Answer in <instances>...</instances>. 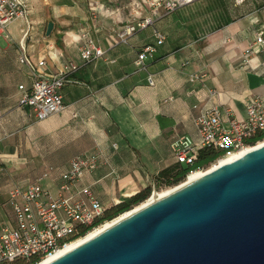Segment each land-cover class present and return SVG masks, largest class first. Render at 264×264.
<instances>
[{"label": "crops", "instance_id": "obj_1", "mask_svg": "<svg viewBox=\"0 0 264 264\" xmlns=\"http://www.w3.org/2000/svg\"><path fill=\"white\" fill-rule=\"evenodd\" d=\"M117 1L119 13L104 14L103 0H88L85 8L79 0H26L29 23L17 20L18 33L8 31L11 39L1 41L0 229L13 221L8 192L14 185L34 183L51 168L40 183L56 193L73 157L97 153L99 167L82 183L110 207L177 164L170 143L175 135L197 138L195 105H217L243 118L245 102L264 96V52L254 45L243 61L255 37L264 36V0H193L157 15L146 0ZM147 16L152 25L125 41L116 38L123 25ZM82 30L103 48L102 57L81 59ZM154 30L164 41L143 66H136L142 47L155 43ZM20 41L33 61L46 59L39 70L47 74L69 61L78 65L66 75L65 107L41 120L19 105L17 86L26 81V69L17 61Z\"/></svg>", "mask_w": 264, "mask_h": 264}, {"label": "built area", "instance_id": "obj_2", "mask_svg": "<svg viewBox=\"0 0 264 264\" xmlns=\"http://www.w3.org/2000/svg\"><path fill=\"white\" fill-rule=\"evenodd\" d=\"M146 2L157 15L159 12H173L193 0ZM235 2L239 4L244 0ZM29 11L30 6L26 0H0V37L4 40L11 39L8 26L17 20L28 24ZM152 23L151 16L127 23L116 32V38L125 41L128 36ZM153 35L155 43L142 47L135 61L136 66H143L144 60L156 52V46L163 43L165 37L160 31L154 30ZM79 41L78 51L84 61L103 56V48L89 31L82 30ZM254 45L264 52L262 33H259L253 44L245 50L244 62H247L246 56ZM18 52L17 61L26 69L27 78L26 83L21 82L17 86L21 93L19 105L29 107L35 118L40 120L61 111L65 107L62 88L69 81L66 75L76 71L78 65L69 61L57 73L47 74L39 70L45 66L46 59L33 61L27 54L23 41L19 43ZM201 76L192 77L200 79ZM148 83L154 85L151 74L148 76ZM207 92L210 96L215 95L213 89L207 88ZM194 108L193 122L197 138L175 135L170 143L172 156L179 164L194 163L199 149L204 147H212L223 153L221 157H225L264 141V96H256L245 102L243 118H238L230 109L217 105H195ZM99 164L97 153L73 157L68 169L60 175L56 193H52L40 183L42 179L49 177L51 168L46 169L34 183L14 185L8 192L13 221L0 229V263L31 259H37L38 263L107 222L104 220L105 205L97 198L91 185L82 183L85 174L94 172ZM152 186L155 189L154 182Z\"/></svg>", "mask_w": 264, "mask_h": 264}, {"label": "water", "instance_id": "obj_3", "mask_svg": "<svg viewBox=\"0 0 264 264\" xmlns=\"http://www.w3.org/2000/svg\"><path fill=\"white\" fill-rule=\"evenodd\" d=\"M48 264H264V144Z\"/></svg>", "mask_w": 264, "mask_h": 264}, {"label": "trees", "instance_id": "obj_4", "mask_svg": "<svg viewBox=\"0 0 264 264\" xmlns=\"http://www.w3.org/2000/svg\"><path fill=\"white\" fill-rule=\"evenodd\" d=\"M22 82H27V80ZM222 155V152L217 151L212 147L201 148L198 151L197 158L194 163L190 165L177 163L159 171L154 177L155 188H160L162 185L169 187L177 185L186 178L190 171L196 169H205ZM151 190L152 185H148L139 192L124 198L119 203H116L110 207H106L104 220H112L121 213L128 211L134 206L140 204L149 197ZM36 261L37 259H31L30 261L16 260L14 262H1L0 264H35Z\"/></svg>", "mask_w": 264, "mask_h": 264}, {"label": "bare ground", "instance_id": "obj_5", "mask_svg": "<svg viewBox=\"0 0 264 264\" xmlns=\"http://www.w3.org/2000/svg\"><path fill=\"white\" fill-rule=\"evenodd\" d=\"M264 144V141L259 142L256 145H252V146H248L232 155L229 156H225V157H221L219 158L217 161H215L214 163H212L209 167L205 168V169H196L193 171H190L186 178L178 183L177 185L174 186H170V187H165V188H161V189H153L152 192L150 193L149 197L144 200L143 202H141L140 204L134 206L133 208H131L128 211H125L123 213H121L120 215H118L117 217H115L112 220H109L105 223H103L102 225H100L99 227H96L95 229L89 231V233H87L86 235L68 243L65 247L59 249L58 251H56L55 253H52L51 255H48L47 257L43 258L42 260H40L38 263L36 264H48L49 262H51L52 260H54L55 258L61 256L62 254H64L67 251H70L76 247H78L79 245H81L82 243L86 242L87 240L93 238L94 236L98 235L99 233H101L102 231H104L105 229L109 228L110 226H112L113 224H115L116 222H118L119 220L123 219L124 217L134 213L135 211L153 203L156 202L159 199H162L163 197L169 195L170 193H172L173 191L177 190L178 188L191 183L195 180H197L198 178H200L201 176L205 175L206 173L210 172L212 169L223 165L225 163L231 162L243 155H245L246 153L250 152L253 149H256L260 146H262Z\"/></svg>", "mask_w": 264, "mask_h": 264}, {"label": "rangeland", "instance_id": "obj_6", "mask_svg": "<svg viewBox=\"0 0 264 264\" xmlns=\"http://www.w3.org/2000/svg\"><path fill=\"white\" fill-rule=\"evenodd\" d=\"M68 1L71 2V0H68ZM75 1L77 2L78 0H75ZM79 1H81V4L83 5L84 8H85V6L87 7L88 0H79ZM103 1H105V6H106L105 9H104V14H106V13L108 14L109 12H113V11L116 12L117 14L119 13L118 6L113 3L114 1H117V0H111V1L103 0ZM117 2H122V1H117ZM58 3H63V0H58ZM94 14H95V12H94ZM18 23H19V21L12 23L11 26L9 25L8 26V31L9 32H13L14 34L18 33V29H19L18 26L19 25L16 26ZM2 40H4V39L0 37V45L2 44V42H1ZM1 59H2V51L0 50V60ZM0 66H1V63H0ZM25 80H27V79H25ZM165 187H169V186L162 185L160 188H157V189H161V188H165ZM153 189H154V187L152 186V190ZM152 190H151V192H152Z\"/></svg>", "mask_w": 264, "mask_h": 264}]
</instances>
